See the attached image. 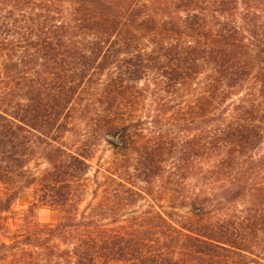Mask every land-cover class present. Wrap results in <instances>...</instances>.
<instances>
[{
  "label": "trees",
  "instance_id": "obj_1",
  "mask_svg": "<svg viewBox=\"0 0 264 264\" xmlns=\"http://www.w3.org/2000/svg\"><path fill=\"white\" fill-rule=\"evenodd\" d=\"M25 191L0 264H264V0H0V230Z\"/></svg>",
  "mask_w": 264,
  "mask_h": 264
},
{
  "label": "rangeland",
  "instance_id": "obj_2",
  "mask_svg": "<svg viewBox=\"0 0 264 264\" xmlns=\"http://www.w3.org/2000/svg\"><path fill=\"white\" fill-rule=\"evenodd\" d=\"M143 83L142 82H138L137 83V87H142ZM149 96L144 98L143 103L145 102V104L143 105V107L140 108V110H138V115L134 117V119L136 118H141L144 120V122H146V105L149 102ZM145 108V109H143ZM143 110L145 113H143ZM143 129V133L145 134V138H146V123L142 126ZM112 157V149L111 147H109L107 144H105L104 142H99V144L96 146L95 151L92 155L91 158V168L90 171L88 173V182L90 183V186H92V180L94 179V175H95V171L97 168L102 169V167L106 166L108 164V161L111 159ZM117 158L119 157L118 155L116 156ZM120 161V159L118 160ZM90 179V180H89ZM97 179L101 180L103 179V176L101 174L97 175ZM188 186L186 188L187 193L189 194V196H192L194 193L193 190V179H190L187 181ZM217 186V187H216ZM214 186L215 190L218 189V185ZM91 188V187H90ZM220 188V187H219ZM213 191L210 192H215L214 189H212ZM89 193L86 195V199H88ZM29 203H30V198L28 196V192L25 191L22 193V195L20 196V198H18L14 204L11 207V211L5 213L4 215L6 216L5 221H4V226L3 228L0 230V241L4 238L3 235H5L7 232H14L17 230H20L21 228H23V226L26 224L24 221V216L26 217L27 221H30L29 223H36V222H53L57 216H58V212L55 210H52L50 208H46V207H36L33 208L32 211L28 210L29 208ZM219 208L221 210H224L225 205L222 204L221 206H219ZM240 208V206L238 207ZM184 212L188 211V208H184L183 210ZM109 264H123L120 261H111L109 262Z\"/></svg>",
  "mask_w": 264,
  "mask_h": 264
}]
</instances>
